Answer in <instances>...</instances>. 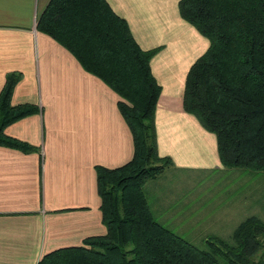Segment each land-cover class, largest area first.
I'll return each instance as SVG.
<instances>
[{"label": "crops", "instance_id": "crops-1", "mask_svg": "<svg viewBox=\"0 0 264 264\" xmlns=\"http://www.w3.org/2000/svg\"><path fill=\"white\" fill-rule=\"evenodd\" d=\"M49 2L0 0V92L6 76L17 72L21 79L12 105L37 106V111L5 129L6 135L35 150L0 145V264H37L47 252L105 234L97 168H117L134 156L133 135L118 107L119 95L37 29ZM107 2L127 21L143 50L159 48L150 61L161 87L156 142L159 155L173 161L164 178L172 176L177 185L163 187L160 181L145 185L152 211L161 215L159 220L162 215L171 220L173 226L167 227L194 228L196 221L187 220L200 216L213 226L232 210L220 203L191 209L190 190L197 176L226 167L216 135L183 107L188 71L206 52L209 40L181 17L180 0ZM261 200L264 205V194L257 205Z\"/></svg>", "mask_w": 264, "mask_h": 264}, {"label": "trees", "instance_id": "trees-1", "mask_svg": "<svg viewBox=\"0 0 264 264\" xmlns=\"http://www.w3.org/2000/svg\"><path fill=\"white\" fill-rule=\"evenodd\" d=\"M180 15L209 40L190 67L183 95L186 112L217 137L226 168L264 171V0H180ZM37 29L68 49L120 100L118 107L134 141L133 159L117 168H97L103 235L79 246L47 252L37 264H251L264 244V222L251 217L234 232V244L208 239L207 250L155 218L145 183L173 166L158 153L155 111L161 87L150 61L159 48L143 50L125 19L107 0H50ZM21 79L9 73L0 92V145L35 148L6 135L11 123L37 111L14 106Z\"/></svg>", "mask_w": 264, "mask_h": 264}, {"label": "rangeland", "instance_id": "rangeland-1", "mask_svg": "<svg viewBox=\"0 0 264 264\" xmlns=\"http://www.w3.org/2000/svg\"><path fill=\"white\" fill-rule=\"evenodd\" d=\"M169 169L170 168L164 170L155 179L147 181L145 185L151 181H160L159 183H161L160 185L163 187L168 186L174 188L177 183L171 180L172 176L164 178ZM195 180H197V184L192 186L193 188L190 190V194H194V197L190 198L191 209H196V206L220 203L225 204L226 208L229 207L232 212H228L226 217L222 218V220L214 222L213 226L206 225L205 223H210V221H205L206 217L202 218V216H200L198 219L187 220L189 223L196 221L194 228L180 227L178 229L175 227H167L166 225L170 224L171 220L165 221L163 215L162 219L159 220V216L161 218V215L157 214L156 209L152 211L160 224L184 237L195 246L207 250L206 241L213 237L225 240L233 245L235 242L233 238L234 232L248 218L255 217L264 222V205L262 204V200L261 204L257 205L256 203V201L258 202L259 195L263 196L264 194V192L260 190V188L264 189V186L261 185L264 184V171L226 168L224 171H211L200 177L197 176ZM202 189L203 192H201ZM144 191L146 196H148L149 191L145 186ZM152 208L154 207L150 205L151 210ZM211 215L212 213L209 214V216ZM237 219L238 221L234 222ZM203 221H205V223ZM179 225H181V223ZM219 262L220 264H226V261L221 258H219ZM251 264H264V244L258 254L253 257Z\"/></svg>", "mask_w": 264, "mask_h": 264}]
</instances>
